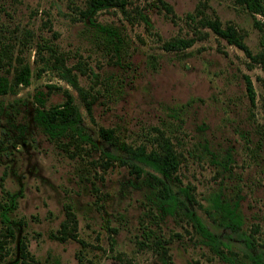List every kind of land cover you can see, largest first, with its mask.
Returning a JSON list of instances; mask_svg holds the SVG:
<instances>
[{
	"label": "rangeland",
	"instance_id": "obj_1",
	"mask_svg": "<svg viewBox=\"0 0 264 264\" xmlns=\"http://www.w3.org/2000/svg\"><path fill=\"white\" fill-rule=\"evenodd\" d=\"M85 1L0 0V44L31 68L28 86L0 96L7 109L0 177L17 201L8 213L12 238L0 222V264H231L201 243L186 217L161 213L152 202L150 170L135 174L127 153L99 138V127L113 129L131 148L149 150L167 139L179 157L167 185L229 245L234 264H250L246 252L264 253V14L237 0H161L165 6L123 0L122 11L99 9L86 21ZM214 18L235 28L249 55L203 26L202 19ZM97 24L116 31L117 49ZM40 38L93 97L89 112L54 70L36 74L41 61L33 45ZM177 39L191 43L164 48ZM64 90L95 148L80 143L64 151L33 122L35 95L48 108L62 102ZM216 194L237 201L239 229L254 239L253 248L219 225ZM65 206L76 238L58 241Z\"/></svg>",
	"mask_w": 264,
	"mask_h": 264
},
{
	"label": "trees",
	"instance_id": "obj_2",
	"mask_svg": "<svg viewBox=\"0 0 264 264\" xmlns=\"http://www.w3.org/2000/svg\"><path fill=\"white\" fill-rule=\"evenodd\" d=\"M162 5L165 4L158 0ZM238 3L243 4L244 7L251 13L264 14V0H237ZM117 7L121 11L124 8L123 0H86L85 8L80 14L86 21L89 20V15L99 9ZM147 24V20L142 15L140 16ZM203 26L211 29L213 33L224 38L229 44H232L242 50L246 55L249 51L243 44L242 37L238 35L232 25L221 27L216 18L202 19ZM98 32L102 35L104 40L108 42L113 49H117L120 44V37L115 30L105 27L103 25H95ZM191 40L177 39L175 41L166 42L165 49H178L187 47ZM36 55L41 61L42 72L46 68L54 70L61 79H64L77 93L79 99L82 101L83 106L87 112L93 101V97L89 98V93L77 83L76 74L71 71L70 67L65 65L64 59L57 54L56 49L45 39L40 38L39 42L34 45ZM11 46L9 44H0V96L12 93L15 88L21 86L25 87L29 84L31 74L30 65L25 62L19 55L12 57ZM46 51V57L43 53ZM245 86L247 94L252 98V89L250 82L245 77ZM39 94V93H38ZM38 94L34 99L38 103L35 107L33 114V122L35 125L48 137L57 143V146L64 151L69 150V146L78 148L80 143H89L90 146L95 148V143L91 142L90 137L85 132L80 124V113L78 107L74 102L72 95L67 91H63V100L58 104H53L48 108H44ZM6 107L0 103V132L3 130V116L6 117ZM13 117L6 120L10 122ZM99 138L107 144L118 147L127 153L128 158L133 161L130 162V167L135 174H140L144 171V167L148 168L150 172H146L151 186V196L154 205L161 211L162 214L183 216L186 217L191 223L192 228L198 234L200 241L206 245L213 253L219 255L223 260L234 264L235 255L229 251V245L221 241L215 234H213L200 218L188 208L186 203L180 199L167 185L166 181L177 170L179 165V157L172 148L167 139H162L157 143L155 148L147 150L143 145H138L135 148L126 146L123 142L119 141L116 137L114 130L111 128L99 127L97 130ZM16 139V137L14 138ZM107 154V153H106ZM109 156L114 158L113 155ZM108 157V156H107ZM116 158V157H115ZM117 159V158H116ZM121 162H126L120 159ZM224 169L227 168V162L222 165ZM160 177H159V176ZM3 176L0 177V192L3 195V202H0V222L4 223L6 233L10 238L13 237V229L11 228L9 211L16 207V197L8 192L2 185ZM182 192L187 193L186 189H181ZM212 207L219 214V225L222 227L230 228L234 233L242 239L246 249H251L255 245L254 239L249 235L242 233L239 229L241 225L240 215L237 212V201L229 202L222 199L220 195L216 194L211 197ZM64 219L60 222L59 234L54 235L58 241H64L65 238L75 239L76 220L70 208L64 207ZM146 236L148 232H144ZM23 246H21L22 248ZM20 248V249H21ZM225 249V252L224 250ZM21 257L26 258L24 249L19 251ZM249 259L250 264H264V253L258 251L256 253H245ZM8 264H18V261L13 259ZM24 264V263H23ZM52 264H58L54 261Z\"/></svg>",
	"mask_w": 264,
	"mask_h": 264
}]
</instances>
